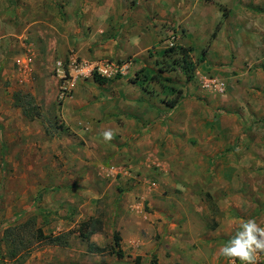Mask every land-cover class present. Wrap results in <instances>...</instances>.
I'll return each instance as SVG.
<instances>
[{
  "label": "crops",
  "instance_id": "crops-1",
  "mask_svg": "<svg viewBox=\"0 0 264 264\" xmlns=\"http://www.w3.org/2000/svg\"><path fill=\"white\" fill-rule=\"evenodd\" d=\"M14 1L16 17L7 18L6 5L0 4V58L10 54L9 47L20 51L15 64L25 81L42 59L31 48L23 51L20 39L39 31L42 22L49 25L48 12L56 19L71 16L86 0ZM100 1L93 11L94 17L104 19L99 32L91 39L88 34L71 38L73 46L69 39L58 47L48 44L42 65L53 68L49 64L54 57L65 59L76 45L82 60L133 58V74L143 71L153 79L148 88L124 79L103 84L90 78L76 81L74 99L62 109L69 133L100 148L103 131L111 128L113 165L130 163L148 171L156 163L162 171L160 187L180 190L185 197L192 190L205 192L223 222L216 231L196 233L202 249L207 250L211 237L234 236L230 227L238 229L243 220L253 218L264 227L263 194L253 198L250 193L254 184L255 192L264 187V0ZM172 35L174 48L190 52L191 78L180 70L161 72ZM200 78H214L219 87L203 89ZM251 178H256L254 183ZM142 185L148 190L155 187L146 181ZM186 202L176 207L189 210L196 205ZM178 226L177 234H191L185 225Z\"/></svg>",
  "mask_w": 264,
  "mask_h": 264
},
{
  "label": "rangeland",
  "instance_id": "rangeland-1",
  "mask_svg": "<svg viewBox=\"0 0 264 264\" xmlns=\"http://www.w3.org/2000/svg\"><path fill=\"white\" fill-rule=\"evenodd\" d=\"M101 3L86 0L71 16L58 19L48 12L49 25L42 22L39 31L33 30V37L29 32L26 40L20 39L24 40L22 50L31 48L35 56L46 63L48 44L58 47L69 39V45L73 46V41L86 34L91 39L104 20L93 16L96 5ZM0 4L1 7L6 5L7 18L15 16L14 0H0ZM53 29L58 31V40L54 38ZM36 35H39L37 39H33ZM12 48L9 47L10 54L6 58H0V240L6 229L29 220L35 221L36 228L45 235L74 233L70 234L65 247L33 242L32 252L23 256L24 259L6 257L0 242V264H229L219 249L230 238L218 240L209 235L211 241L207 243V250L196 240V233L203 236L207 230L216 231L223 222L220 211L209 205L205 192L192 190L191 195L185 197L180 190L175 193L166 186L160 187L162 171L159 172L160 166L156 163H151L148 171H139L130 163L112 164L111 157L115 153L112 155L110 151L115 146L114 138L103 140L100 148H94V141L85 142L73 136L72 131L69 133L68 125L62 121V109L67 100L74 99V94L62 98L64 77L58 73L56 62H62L68 73L72 58L82 60L76 45L68 50L65 59L55 56L53 64H49L53 66L51 69L36 62L25 81L19 78L15 64L20 51ZM130 59L133 58L101 60ZM165 66L163 64V68ZM83 79L87 78L79 79L77 84ZM120 79L137 82L139 77L132 72L128 77L107 82ZM201 80L198 79L200 87ZM16 97L22 107L16 106ZM64 136L71 137V141ZM249 180L254 183L256 178ZM145 181L155 187L145 189L142 185ZM254 185L250 189L251 196L256 198L261 192L264 200V187L255 192ZM185 198L196 205L189 210H182V206L178 209L176 206L186 202ZM261 214L264 215V211ZM91 218L103 222V229L91 237V242L106 247L112 244L113 234L120 232L123 259L88 251V242L78 237L77 231ZM176 224L179 228L185 225L191 234H177ZM222 229L229 230V227ZM230 229L233 235L238 230ZM235 264L241 262L236 260ZM258 264H264V260Z\"/></svg>",
  "mask_w": 264,
  "mask_h": 264
},
{
  "label": "trees",
  "instance_id": "trees-1",
  "mask_svg": "<svg viewBox=\"0 0 264 264\" xmlns=\"http://www.w3.org/2000/svg\"><path fill=\"white\" fill-rule=\"evenodd\" d=\"M189 54V50L182 47L167 50L163 57V64L166 66L161 72H171L173 70L179 69L188 78H191L193 76L194 68ZM137 77H139L137 82H139V84L144 87L148 85L153 79H150L148 75L143 73V71L141 73L138 72ZM93 78L99 84H103L108 81V79L98 75H94ZM16 100V106L22 107L23 104L20 102L18 97H16ZM173 103L171 104L173 105ZM24 114L28 115L26 111H24ZM81 228L82 229L77 231L78 237L88 242V251L90 253L102 255L112 254L118 259H123L125 257L122 247L123 239L120 232H115L113 234L112 244L106 247H99L91 242V237L103 229V222L100 219L91 218L87 222H83ZM25 233L29 234L30 236H25ZM72 233L74 232H69L68 234H61L58 236L53 234L45 235L40 228H36L35 221L29 220L25 224H20L6 229L0 242L4 247L6 257L10 259H16L20 258L21 256H28L33 250V242L65 247L69 244V236Z\"/></svg>",
  "mask_w": 264,
  "mask_h": 264
},
{
  "label": "built area",
  "instance_id": "built-area-1",
  "mask_svg": "<svg viewBox=\"0 0 264 264\" xmlns=\"http://www.w3.org/2000/svg\"><path fill=\"white\" fill-rule=\"evenodd\" d=\"M176 46V37L171 36L167 42L166 47L172 49ZM133 61H111V60H96L85 61L73 59L68 73H65L62 62L57 63V71L64 77V82L61 86L62 98H68L72 94L76 81L82 78H93L98 75L108 80H113L118 77L125 78L132 74ZM69 75V78L67 77ZM203 89L218 88V82L214 78H204L201 80Z\"/></svg>",
  "mask_w": 264,
  "mask_h": 264
},
{
  "label": "clouds",
  "instance_id": "clouds-1",
  "mask_svg": "<svg viewBox=\"0 0 264 264\" xmlns=\"http://www.w3.org/2000/svg\"><path fill=\"white\" fill-rule=\"evenodd\" d=\"M102 135L105 141H110L115 133L106 130ZM219 253L229 264H235L236 260L241 264H258L264 260V227L256 219L243 220L235 235L219 249Z\"/></svg>",
  "mask_w": 264,
  "mask_h": 264
}]
</instances>
